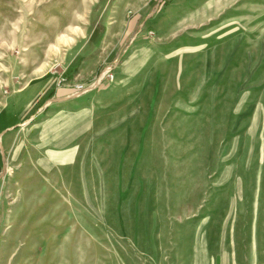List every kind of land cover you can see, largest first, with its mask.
I'll return each mask as SVG.
<instances>
[{
	"label": "rangeland",
	"instance_id": "1",
	"mask_svg": "<svg viewBox=\"0 0 264 264\" xmlns=\"http://www.w3.org/2000/svg\"><path fill=\"white\" fill-rule=\"evenodd\" d=\"M0 264H264V0H0Z\"/></svg>",
	"mask_w": 264,
	"mask_h": 264
},
{
	"label": "built area",
	"instance_id": "2",
	"mask_svg": "<svg viewBox=\"0 0 264 264\" xmlns=\"http://www.w3.org/2000/svg\"><path fill=\"white\" fill-rule=\"evenodd\" d=\"M109 72V70H106L105 71V74H106V76H107V78L109 79V80H111L112 78H113V74L110 72V73H108ZM74 88L76 89V90H82L83 88H84V86H83V84H81V83H77V84H74Z\"/></svg>",
	"mask_w": 264,
	"mask_h": 264
},
{
	"label": "crops",
	"instance_id": "3",
	"mask_svg": "<svg viewBox=\"0 0 264 264\" xmlns=\"http://www.w3.org/2000/svg\"><path fill=\"white\" fill-rule=\"evenodd\" d=\"M72 60H73V59H72ZM72 60H70V61H72ZM76 74H77V73H76ZM77 75L80 76V74H77ZM74 76H75V74H74ZM80 102H81V105H84V103L86 102V100H81Z\"/></svg>",
	"mask_w": 264,
	"mask_h": 264
}]
</instances>
